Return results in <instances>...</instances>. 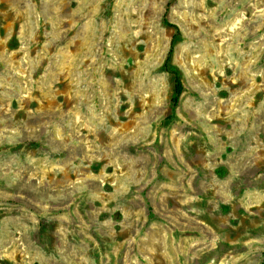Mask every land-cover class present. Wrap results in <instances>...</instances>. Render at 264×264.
<instances>
[{
    "label": "rangeland",
    "instance_id": "obj_1",
    "mask_svg": "<svg viewBox=\"0 0 264 264\" xmlns=\"http://www.w3.org/2000/svg\"><path fill=\"white\" fill-rule=\"evenodd\" d=\"M263 252L264 0H0V264Z\"/></svg>",
    "mask_w": 264,
    "mask_h": 264
},
{
    "label": "trees",
    "instance_id": "obj_2",
    "mask_svg": "<svg viewBox=\"0 0 264 264\" xmlns=\"http://www.w3.org/2000/svg\"><path fill=\"white\" fill-rule=\"evenodd\" d=\"M163 22L166 25L172 26L177 30V28L174 25H171L170 23H168V21L166 19H164ZM162 68H163V70L168 72L173 77L174 89H173L172 103L176 105L180 95L183 92V84L181 81L180 71L178 70V68L174 64L171 63V49L169 50V52H168V54H167V56H166V58L162 64ZM262 264H264V252H263Z\"/></svg>",
    "mask_w": 264,
    "mask_h": 264
}]
</instances>
